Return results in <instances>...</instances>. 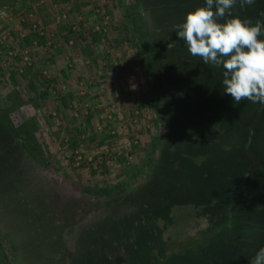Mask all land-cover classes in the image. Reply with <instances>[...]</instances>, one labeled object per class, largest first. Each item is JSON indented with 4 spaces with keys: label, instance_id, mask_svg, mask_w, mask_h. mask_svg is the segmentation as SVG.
Returning a JSON list of instances; mask_svg holds the SVG:
<instances>
[{
    "label": "rangeland",
    "instance_id": "rangeland-1",
    "mask_svg": "<svg viewBox=\"0 0 264 264\" xmlns=\"http://www.w3.org/2000/svg\"><path fill=\"white\" fill-rule=\"evenodd\" d=\"M167 1L171 7L161 10L166 5L159 0H0V114L12 111L9 140L16 144L0 177V264H72L69 254L78 253L82 232L133 221L140 210L128 205L132 194L158 161L177 172L176 154L190 156L173 142L171 155L164 152L166 113L180 84L171 73L166 101L167 78L152 80L157 61L144 47L157 26H169L166 41L177 43L176 18L169 14L175 1ZM183 1V20L205 6V0ZM257 1L252 13L258 18L264 4ZM158 65L163 74L164 59ZM219 129L216 124L219 154L239 161ZM201 144L213 146L208 138ZM204 162L195 158L194 170ZM118 196H124L121 205ZM174 199L153 223L170 227L179 244L214 228L211 215L193 216L202 205Z\"/></svg>",
    "mask_w": 264,
    "mask_h": 264
},
{
    "label": "trees",
    "instance_id": "trees-1",
    "mask_svg": "<svg viewBox=\"0 0 264 264\" xmlns=\"http://www.w3.org/2000/svg\"><path fill=\"white\" fill-rule=\"evenodd\" d=\"M159 1L166 5L161 10L171 7L167 0ZM174 1L172 6L176 12L169 14L176 18L178 25L184 21L188 4L183 0ZM257 2L264 4V0ZM238 3L239 0L237 17L264 22V16H253L256 2L243 9ZM151 13L155 12L151 10ZM156 31V38L145 39L144 44L148 54H153L157 61V73L153 67L152 80L161 83L162 75L167 78L166 101L173 90L168 81L171 73L174 72L180 84L174 97L176 105L166 113L167 137L163 139V149L168 153L173 146L169 143H178L190 156L185 159L183 153L176 154L173 161L180 165L177 172L172 171L166 161H158L154 174L132 194L128 205L140 210L133 215V221H116L117 225L108 232L100 224L82 232L78 253L69 254L72 264H249L264 247V105L247 100L234 104L223 92L222 68L206 65L200 57L192 56L182 40L177 39L168 50L169 26H157ZM98 40L94 39V43ZM160 59L167 65L163 74L159 72ZM9 112L12 111L0 114L1 178L5 177L7 165L15 159L16 153L15 142L9 140V132H12ZM216 124L223 133L221 141L228 146L234 143L232 151L239 161L228 160L230 153L219 154L217 146L221 144L216 142ZM204 138H208L216 150L213 146L204 148L201 144ZM197 157L205 160L201 171L194 170L193 160ZM137 195L144 198L143 204L132 202ZM123 198L118 196L114 201L121 205ZM174 198L180 203L202 205L193 216L211 215V220L216 222L214 228L190 238L187 244H179L178 239L172 238L170 227L160 228L162 226L153 223L155 217L173 204ZM43 220L48 219L45 216ZM207 232L210 233L207 235ZM174 240L178 244L173 245ZM6 260L7 257L2 258L3 262Z\"/></svg>",
    "mask_w": 264,
    "mask_h": 264
},
{
    "label": "clouds",
    "instance_id": "clouds-1",
    "mask_svg": "<svg viewBox=\"0 0 264 264\" xmlns=\"http://www.w3.org/2000/svg\"><path fill=\"white\" fill-rule=\"evenodd\" d=\"M237 2L205 0V6L188 12L176 25V34L192 56L223 69V92L234 104L247 100L264 105V22L234 17ZM255 2L239 0V5L243 9ZM173 46L170 42L168 50ZM249 264H264V247Z\"/></svg>",
    "mask_w": 264,
    "mask_h": 264
},
{
    "label": "water",
    "instance_id": "water-1",
    "mask_svg": "<svg viewBox=\"0 0 264 264\" xmlns=\"http://www.w3.org/2000/svg\"><path fill=\"white\" fill-rule=\"evenodd\" d=\"M251 170H252V169H251ZM251 170H250V171H251Z\"/></svg>",
    "mask_w": 264,
    "mask_h": 264
}]
</instances>
